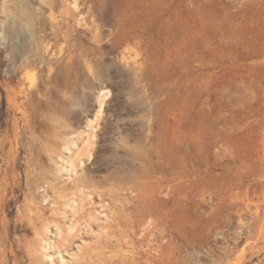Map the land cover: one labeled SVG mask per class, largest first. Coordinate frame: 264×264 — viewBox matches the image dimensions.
<instances>
[{
	"label": "rangeland",
	"instance_id": "374dc122",
	"mask_svg": "<svg viewBox=\"0 0 264 264\" xmlns=\"http://www.w3.org/2000/svg\"><path fill=\"white\" fill-rule=\"evenodd\" d=\"M0 264H264V0H0Z\"/></svg>",
	"mask_w": 264,
	"mask_h": 264
}]
</instances>
